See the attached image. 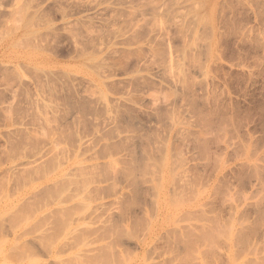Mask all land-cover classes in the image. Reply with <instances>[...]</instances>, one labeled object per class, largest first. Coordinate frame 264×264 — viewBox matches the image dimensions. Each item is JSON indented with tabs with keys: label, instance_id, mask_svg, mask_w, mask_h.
Returning <instances> with one entry per match:
<instances>
[{
	"label": "rangeland",
	"instance_id": "rangeland-1",
	"mask_svg": "<svg viewBox=\"0 0 264 264\" xmlns=\"http://www.w3.org/2000/svg\"><path fill=\"white\" fill-rule=\"evenodd\" d=\"M2 34L0 264H264V0H0Z\"/></svg>",
	"mask_w": 264,
	"mask_h": 264
},
{
	"label": "bare ground",
	"instance_id": "bare-ground-1",
	"mask_svg": "<svg viewBox=\"0 0 264 264\" xmlns=\"http://www.w3.org/2000/svg\"><path fill=\"white\" fill-rule=\"evenodd\" d=\"M17 19H18V18H17ZM26 23L29 24L30 22L27 21ZM8 27H9V26H8ZM8 32L10 33V35L13 34V33L10 32V30H8ZM4 33H5V32H4ZM6 33H7V31H6ZM4 35L6 36V34H2L1 37H0V39L4 38V37H5ZM7 35H8V33H7ZM10 35H8V36H10ZM3 36H4V37H3ZM6 37H7V36H6ZM6 37H5V38H6ZM11 38H12V36L7 37L3 42H1L2 45L5 46V47H3V48H5L6 50H7L6 47H8V49H10L11 46L15 44V43H12L13 41L10 40ZM2 40H3V39H2ZM2 40H1V41H2ZM9 46H10V47H9ZM2 56H3V54H0V57H1V58H2ZM41 63H42V62H41Z\"/></svg>",
	"mask_w": 264,
	"mask_h": 264
}]
</instances>
